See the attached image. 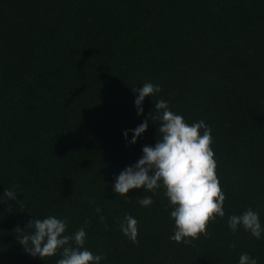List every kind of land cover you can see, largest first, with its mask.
<instances>
[{
	"label": "trees",
	"instance_id": "16d2710c",
	"mask_svg": "<svg viewBox=\"0 0 264 264\" xmlns=\"http://www.w3.org/2000/svg\"><path fill=\"white\" fill-rule=\"evenodd\" d=\"M149 81L161 89L137 115L133 88ZM160 99L211 129L225 193V215L189 243L169 239L162 187L112 191L159 137ZM145 119L126 143L123 130ZM248 208L264 224V0H0V264H56L59 250L42 259L18 240L48 215L67 233L84 227L101 264H237L242 252L264 264V236L228 227ZM125 213L136 242L120 231Z\"/></svg>",
	"mask_w": 264,
	"mask_h": 264
},
{
	"label": "clouds",
	"instance_id": "9594fccd",
	"mask_svg": "<svg viewBox=\"0 0 264 264\" xmlns=\"http://www.w3.org/2000/svg\"><path fill=\"white\" fill-rule=\"evenodd\" d=\"M160 89V84L150 81L144 82L140 88H133L136 93L134 106L137 115L143 112L145 97H152ZM154 107L156 115L151 119L160 121V135L154 145L142 146V155L134 163L114 174L112 191L127 197L126 194L133 188L142 187L143 191L155 193L156 189L162 187L163 195L171 207L170 217L174 219L173 233L169 239L189 243V238L207 235L210 219L225 215V193L215 171L211 129L203 120L189 124L182 114L172 111L164 99L155 101ZM147 128L148 120L145 119L135 128L124 129L122 135L126 143L133 144ZM15 193L5 189L4 197L15 198ZM138 203L147 207L153 203V198L150 195L142 196ZM95 211L100 213L101 208L96 207ZM100 219L103 220V216ZM227 223L233 232L242 227L257 239L264 236L260 214L252 208L240 214L229 215ZM26 226L33 231L20 233L18 240L24 251L33 256L43 259L55 255L59 250L60 258L56 260V264H101L104 259L103 253H94L84 246L87 237L84 227L67 233L65 218L55 215L33 217ZM119 228L128 239L136 242V217L125 213ZM230 247H235V244ZM237 264H258V260L249 253L242 252Z\"/></svg>",
	"mask_w": 264,
	"mask_h": 264
}]
</instances>
